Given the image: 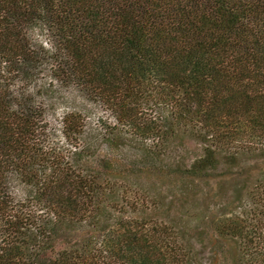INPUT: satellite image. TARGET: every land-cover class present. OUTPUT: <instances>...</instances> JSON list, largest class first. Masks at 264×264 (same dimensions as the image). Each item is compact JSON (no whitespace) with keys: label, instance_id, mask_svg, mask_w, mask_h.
Masks as SVG:
<instances>
[{"label":"trees","instance_id":"1","mask_svg":"<svg viewBox=\"0 0 264 264\" xmlns=\"http://www.w3.org/2000/svg\"><path fill=\"white\" fill-rule=\"evenodd\" d=\"M0 264H264V0H0Z\"/></svg>","mask_w":264,"mask_h":264},{"label":"rangeland","instance_id":"2","mask_svg":"<svg viewBox=\"0 0 264 264\" xmlns=\"http://www.w3.org/2000/svg\"><path fill=\"white\" fill-rule=\"evenodd\" d=\"M74 96L75 93L74 92H64L61 91L59 92V97L57 98L61 104H59L60 107H58L56 109V111L54 113L49 114L48 116V122L50 123V126L53 128V131L56 133L55 137L58 138L59 137V126H60V117L62 114L63 109L65 108L64 105H84L85 110L87 111V115L89 116V120L92 123H95L97 118L99 116H101V114L103 113V110H101L100 108L93 106L91 109V106H89V104H85L84 102H82L79 97L75 98Z\"/></svg>","mask_w":264,"mask_h":264}]
</instances>
